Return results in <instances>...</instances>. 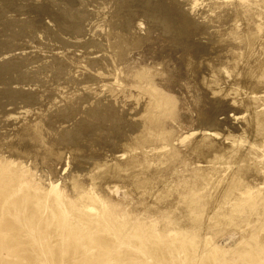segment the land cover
<instances>
[{
    "label": "rangeland",
    "instance_id": "374dc122",
    "mask_svg": "<svg viewBox=\"0 0 264 264\" xmlns=\"http://www.w3.org/2000/svg\"><path fill=\"white\" fill-rule=\"evenodd\" d=\"M193 2L0 0V159L20 166V172L14 175L9 186L12 198L19 191V200H0V219L9 218L17 228L14 233L0 225V264H57L52 259L58 254L69 258L72 253L64 247L67 237L58 250L53 248L55 244L45 246L44 242L52 236L43 234L37 223L51 216L69 219L73 216L72 209L68 210L64 203L57 204V210H46L49 194L62 192L76 196L80 186L92 184L108 204V210L123 220L121 245L106 253L113 264H171L152 258L165 249L167 237L162 236L158 246L145 239L142 257L136 250L127 252L125 247L134 243V238L128 240L127 236L138 221L151 223L153 231L176 222L177 227L168 226V229L186 227L190 230L189 236L198 234L200 248L211 237V244L220 248L219 260H235L249 248L258 254L264 253L261 250L263 206L249 216L247 207L248 212L245 210V215L240 217L211 218L213 206L224 204L221 200L214 203L223 184L218 190L213 187L217 191H211L214 197L209 202L210 211L204 212L200 220L187 216L186 204L178 201L186 182L194 180L195 164L203 155V150L198 155L189 152L192 143L199 142L200 149L203 141L204 147L212 142L218 145L231 133L237 139H232L236 146L240 145L239 151L233 150L240 154L258 140L256 134L264 131V126L259 125L260 129L256 124L257 118L264 116L261 114L264 112V70L261 69L264 59L258 60L255 55L264 39V7L258 6V0L242 6L239 0H232L216 11L206 6V2L212 6L211 0H199L196 7ZM251 5L252 9L248 8ZM249 9L259 12L261 19L255 21L260 27L249 21L252 15ZM238 12L241 15L237 14V18ZM240 30L241 38L248 36L247 31L258 32L252 44L257 43L256 49L251 54L249 43L239 36ZM231 48L236 56L230 53ZM147 82H152L157 89L152 96ZM214 90L216 95L212 93ZM156 93H160L164 103L159 111L151 103ZM256 94L261 101L252 102ZM149 118L157 122L156 131L164 130L167 138L164 141L168 142L162 143L160 137V143L157 136L153 140L142 139L147 135L144 126L153 127ZM254 126L259 132H255ZM161 144L162 147L169 145V149L167 146L161 151ZM143 148L153 151L145 153L147 150ZM173 148L169 154L168 150ZM230 153L219 159L227 164L221 169L228 170L226 176L236 168ZM167 156L174 157L170 164L152 167L151 159ZM228 157L233 161H228ZM128 163L135 165L130 167ZM221 163L215 164L216 167ZM247 163L241 168L249 180L247 184L264 194V186L254 179L264 161L261 166ZM98 166L101 168L94 171ZM174 169L189 171L184 172L176 185L168 187L166 183ZM141 172H146L142 174L148 180L139 186L135 181ZM89 175H95L94 180ZM31 177L33 186L38 188L39 183L47 194L30 203L37 208L33 215L27 212L28 194L22 196L20 186ZM95 178L98 179L95 181ZM53 184L57 189L50 193ZM168 204L178 208L171 221L169 216L155 213ZM76 221L82 233L87 227ZM252 232L258 234L259 241L251 239ZM17 237L22 241L17 243ZM244 242L248 247L244 245L238 250ZM262 258V261L249 260L242 264H264V255ZM58 264L66 262L62 260Z\"/></svg>",
    "mask_w": 264,
    "mask_h": 264
},
{
    "label": "bare ground",
    "instance_id": "6f19581e",
    "mask_svg": "<svg viewBox=\"0 0 264 264\" xmlns=\"http://www.w3.org/2000/svg\"><path fill=\"white\" fill-rule=\"evenodd\" d=\"M211 1H212L211 2L212 6L207 5V2H206V6L213 8L217 11V9L224 6L223 5L224 3H228L232 0H228V1L227 0H223V1L222 0H211ZM239 1L241 2V6H242V4L246 5L247 3L248 4L250 3V0H239ZM251 1H252V3L255 2V0H251ZM256 2H257V0H256ZM198 3H199V0H194L193 4L192 3L191 4L193 5V7H196V6H198ZM257 3L259 4L258 6H260L262 8L264 7V0H258ZM248 6H250V5H248ZM255 6L257 7V5H255ZM260 7H257L256 9H258V8L260 9ZM244 8H245V6H244ZM248 8L252 9V5H251V7H248ZM254 10L249 11L250 13H252L249 21H252L253 24H255L257 22L255 20L261 19L259 12L256 10L254 11ZM240 12H241V10H240ZM247 13H248V9H247ZM253 13H255V14L253 15ZM237 14H239L238 16L241 15L239 12L235 13L236 16H237ZM238 16H237V18H238ZM232 22H233V20H232ZM233 25H235V24H233ZM257 25H258V27H260V23H258V24L256 23V25H254V26H257ZM240 32H241V30L239 31V36H240ZM235 33L233 34V36L235 35ZM246 33H248L247 34L248 36L244 35V33H243L242 36L243 35L244 36L242 38L246 41V43H249L248 44L249 47L248 46H246V47L249 48L248 51L251 54L256 49L257 43H256V45H252V44L255 41L254 36L255 37L258 36V32L253 33V30H252V32L247 31ZM240 38H241V36H240ZM232 48L230 49V51L232 50L230 53L235 55V53H233ZM258 48H257V51H255V55H257L256 57H258L257 59L258 60L264 59V39L261 41V44ZM234 49H236V48H234ZM234 60H235V58H234ZM255 61H256V59H255ZM251 64L254 65L253 63H251ZM256 66H258V65H256ZM248 67H249V64H248ZM253 69H255V68H253ZM261 69L264 70V66H262ZM252 71L253 70L251 69V73H252ZM254 72H256V71H254ZM262 72L264 73V71H262ZM262 72H261V74H263ZM259 76L257 77V79L259 78ZM141 78H143V77H141ZM147 84L149 86L148 88H150L149 91H151L150 93L152 96L153 95L152 93L153 92L155 93L157 89L154 87L152 82H147ZM212 93H214L216 95L217 91L215 92V90H214V91H212ZM156 95H157L155 97L156 99L154 100L153 99L154 97H153L152 99L154 101L153 102L151 101V103H153L155 108H158V111H159L161 108V104H164V103L163 102L161 103L162 98L160 99V97H161L160 93L159 94L156 93ZM260 99H261V97L258 96L257 94L253 95L251 98L252 102H259V101H261ZM262 102H263V100H262ZM262 104H264V103H262ZM258 105H259V103H258ZM258 105H256L255 107H258ZM262 106H261V108H262ZM168 107L169 106H167V108ZM163 108H164V106H163ZM262 111H264V110H262ZM152 113H153V111H152ZM261 114H264V112H261ZM256 115H257V113H256ZM257 117H259V115L255 116V118H257ZM156 120H157V118H156ZM149 123L153 124V127L150 124L149 125L151 127L149 126V129L147 128V126H144V129H145L144 132L145 133L147 132V135H146V137H144L142 139H144V140L145 139H152V138L155 139L157 136V137H159V139H160V137L163 139L162 143L168 142V141H164V140H167L166 135H165L166 133L164 132V130L162 131L160 129L161 132H159L158 130L157 131L155 130L157 122H155L154 120L151 121V119H150ZM251 123H253V122L251 121ZM256 124H257L258 128H260L261 126H264L263 125L264 124V116H262V118H257ZM256 124H255V126H256ZM252 125L250 126V128H252ZM259 125H261V126H259ZM255 126H254V128H256L255 132H257L258 129ZM248 129H249V127H248ZM154 131L157 132V134H155ZM247 131H249V130H247ZM258 132H259V130H258ZM212 133H211V135H212ZM232 135L230 133L228 136H226V138L223 139V142L220 141L221 143H219L218 145L215 144L214 142H212L210 144H207V146L204 147V144H206V142L204 143V141H203V144L201 143L203 146L201 149L198 148L199 142H198V145H197V142L196 143L194 142L189 147L190 153L198 155L199 153H201V150H203V155H202V157L199 156L200 161H197L195 164V167H194L195 175L193 178L194 180H192L189 183L186 182V185L184 186L183 191L181 193H179V195H178V201L184 202L186 204L185 206L187 209H185V213L187 216L193 218L194 220H200L201 218H203L204 212L206 213L207 210H209L210 199L211 198L213 199V197H214V192H211V191L214 189L213 187H215V186L218 190L219 189L218 186H221L220 184H223L224 186H223V189H221V191H219L218 194L215 193L216 194L215 197L217 199L214 201V203L217 202V200L218 201L221 200V203H224V204L219 205L220 204L219 203L217 205V203H218L217 202L216 203L217 206H215V207L213 206V208L211 209L212 211L210 212L211 218L221 219V218H231L233 216H237V217L239 216L240 217V215H245L244 213H246L245 210L247 209V207L249 208L248 209L249 212H248V210H246V211L248 212V216H249L250 214L257 213V211L260 209V208L258 209L259 206H263V208H264V194H261L259 189L254 190L253 187H251L247 184L249 180L246 177V174H244V172H243L244 170L241 169L243 164L245 165V163L250 162V161L255 163V164L260 163L259 166H261V162L263 163V161H264V131L256 134L258 137V140H255L256 139L255 138L254 139L255 141L252 140L254 142H252V143L249 142L250 144L247 143V145L249 144L248 147L246 149L244 148V150L241 151L242 153L239 152L240 154H238V152H237L240 149L239 148L240 143L238 144L239 147H237L236 146L237 143H235L232 140L235 138V136L233 135L234 137H232ZM162 139H160V141H159L160 143H161ZM234 140H237V139H234ZM205 141H208V139ZM170 143H171V141H170ZM160 146L162 147V144ZM167 146L169 149V145H167ZM167 146L164 145V147H162V149L160 147H158V148H160V150L163 151L164 148ZM172 147L173 146H171L170 148H172ZM237 148H239V149H237ZM144 149H146V148H143V151H145ZM148 149H150V148H148ZM148 149H146L147 151H145V153L146 152L148 153L149 151H151V152L153 151V150L148 151ZM233 149L234 150L236 149L237 151L234 152ZM168 151L170 154V151L173 152L174 148H173V150L171 149ZM167 152H165V153H167ZM228 152L229 153L231 152L230 158H232V159L235 158V160L233 159L234 160L233 164L235 165L236 168L234 170L232 167L231 169H233L234 171L231 170L232 173L229 176H226V174L228 173L227 172L228 170L227 171H225V170L221 171V169H222L223 165L227 166V164H225L223 162L222 163L219 162V159L222 156L227 157L226 154H228V156H229ZM146 155H149V154H146ZM144 157L147 158V156H144ZM223 157H222V159L225 158V157L224 158ZM163 158H165V157H163ZM163 158L161 159L160 157H158L155 159L153 158L154 160L151 159L152 167H153V165L159 166V167L166 166V165L170 164L171 161L174 159V157L168 159V156L165 159H163ZM227 159H228V161L232 160V159L229 160V157ZM223 161L228 162L226 159ZM142 162H144V161H142ZM145 162L148 163V160L147 161L145 160ZM217 162L219 164L221 163V165H219L220 167H216V165L218 166ZM138 163L136 164L137 166H138ZM203 163H205V165H203ZM229 163L231 164L232 162H229ZM249 164L250 163H247V165H249ZM18 165L19 164H17V165L14 164V162H8L7 160L0 159V200L1 199H3V200L9 199L10 200V198H11L10 202L19 200V191H18L17 195L13 198H12L11 194L9 193V188H10L9 186L12 185V180H14L13 177H15L14 175H17V173L20 172V166H18ZM127 165L131 167L132 165H135V164L132 163V165H131V163H128ZM139 165L141 166V164H139ZM147 165H150V162ZM262 165H264V163ZM137 166H135V167H137ZM11 167H13L14 169ZM114 167H116V166H114ZM118 167L120 168V170H124V167H121V166H118ZM100 168H101V166H98L95 168L94 171H97ZM140 168L141 167H139V169ZM223 168H225V167H223ZM263 169H264V166L261 169L258 168L257 169V175H256L257 177H254V179H257L256 181L259 182L258 184H260L262 186H264V171H263ZM115 170H117V169H115ZM144 170H145V168H144ZM186 171H189V170H185V169H183V170L182 169L181 170L180 169L172 170L170 178L167 180V183H166V184H168L167 186L171 187V185L173 186L174 183L176 185V183L178 182V179ZM231 171H229V172H231ZM247 172H249V171H247ZM142 173H144V172H141V176L138 175L140 177L139 178L137 177V180L135 181V183H137L139 186L145 185L147 180H148V177L144 176V175H146L145 174L146 172L144 173V175ZM90 176H92V179L94 180L95 175H89V177ZM216 177H218V178H216ZM97 179L95 178V181ZM254 179H252V181ZM33 180L34 179L32 177L26 178V180L20 185L21 186V195L26 196L28 194L25 197V203L27 204V206H26V209L28 210L27 212L31 215H33L34 212H36L37 208L35 209V207L33 205H30V203L32 204V201L36 200L38 197H44L45 198V196L47 195V194H45L46 188L41 187L39 183L37 184L38 188L33 186ZM94 184H95V182H94ZM138 185H136V186H138ZM91 186L90 185L80 186L77 189V195L76 196L65 195L62 192H58V191H57L58 192L57 195H53V194L48 195V196H50L48 198V205H46L44 207L46 210H48L49 212L53 209L57 210L59 208L57 206V204L64 203L69 207L68 210L72 209L73 216H71V217L74 218V219L72 218L73 219L72 220L71 217L69 219L68 217L62 218L60 216H51V218L49 217L47 221H44L43 223H37L38 228L42 231L43 234H45V235L51 234V236H52V238H49L48 241L44 242L45 246H47L48 244L49 245L55 244V246L53 248L55 250H58V249H60V246L62 247V245H63V242H64L63 239L65 237L68 238V239L66 238V242H64V244H65L64 247L66 248V250H68L72 254L69 258L68 257H61L59 254L56 255L55 259H52V261L57 263V264L59 263V261L61 262L62 260L65 261L66 264H83L84 260H85L86 264H113L109 261L108 257L106 256V253H107V251H111L113 249H116L119 247V245H121V243H122L121 234L123 233L122 230L124 229V227H122L123 220L120 218H116L115 215L112 214L108 210V204H106V201H103V199H102L103 196L101 195V193L96 192L95 188L93 187L94 185L92 187ZM56 189L57 188L53 184V185H51L49 191L51 193L53 190H56ZM217 190H215V191H217ZM74 192H76V191H74ZM158 198H159L158 196L154 197V199H158ZM70 203H73V205H68ZM176 209H178V208H175L173 205L168 204V205L164 206L163 208L156 210L155 213L158 215H161V216L167 215V216H169L168 220L171 221L172 215L175 214ZM42 210H43V208L40 209V213H42L41 212ZM76 220H80V222L85 225L84 227H87L82 233H79V231H78L80 225ZM229 220H231V219H229ZM212 222H214V221H212ZM96 223H97V227L94 228V225ZM0 225H1V228L10 229V231H13L14 233L17 229L16 225L12 224L11 220L7 217L0 219ZM151 225H152L151 223H149V224L146 222L143 223L142 221H138L137 223H135L133 225V227L129 231L127 239L129 240L130 237L134 238V243L129 245V246L127 245L125 247L127 252H129L131 250H136L139 252L140 256L144 255L145 249L143 248V244H144L145 239H148L152 245L158 246L161 244V242H162L161 239L163 236V237H167L169 239V241L164 243L165 249L161 250L162 253H160V254L157 253L155 255H152L153 256L152 258L157 259L156 257H158L159 260L170 262L171 264H184V262H187V264H242L243 261L252 260V262H254L255 260L256 261H260V260L262 261L263 260L262 256L264 255V253L262 252L261 254H258L256 250L250 251L251 248H249V251L241 253V255L235 260L234 259L233 260H227L228 258L225 260H219L220 248L211 244V241H210L211 237H207L205 240V245L202 244V247L200 248L201 244L199 243L200 241L198 242V239H197L198 234H197V236H194V234H193V236H191L192 234L189 236L190 230L186 229V227L176 228L178 226L176 224V222H170L165 226V228H163V230L158 229L156 231L151 230ZM168 226L169 227L176 226V227L174 229L173 228L168 229L169 228ZM147 229H148V232H146ZM257 235H258L257 233L251 234L250 235V236H252L251 239H253V240L257 239V241H259ZM16 240H17L16 241L17 243L22 241V239L20 237H17ZM261 242H262L261 244H264V239ZM261 244H260V246H261ZM244 245L248 247V243L244 242V243H241V247L238 250H241L242 246L244 247ZM263 249H264V246L261 247V250H263ZM144 262L146 263L145 260H144Z\"/></svg>",
    "mask_w": 264,
    "mask_h": 264
}]
</instances>
